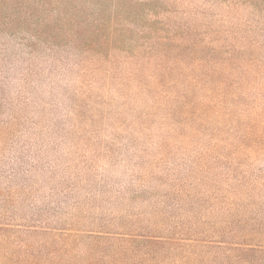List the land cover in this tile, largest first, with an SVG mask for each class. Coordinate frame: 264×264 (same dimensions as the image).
<instances>
[{
	"label": "rangeland",
	"instance_id": "1",
	"mask_svg": "<svg viewBox=\"0 0 264 264\" xmlns=\"http://www.w3.org/2000/svg\"><path fill=\"white\" fill-rule=\"evenodd\" d=\"M0 264H264V0H0Z\"/></svg>",
	"mask_w": 264,
	"mask_h": 264
}]
</instances>
